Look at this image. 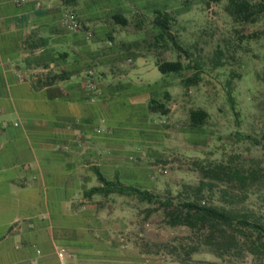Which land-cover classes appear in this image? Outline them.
<instances>
[{
  "label": "rangeland",
  "instance_id": "374dc122",
  "mask_svg": "<svg viewBox=\"0 0 264 264\" xmlns=\"http://www.w3.org/2000/svg\"><path fill=\"white\" fill-rule=\"evenodd\" d=\"M120 1L131 6L115 14L106 12L98 21L104 30L82 25L77 11H65L64 20L68 31L87 35L92 59L71 83L86 90L91 99L102 97V89L142 90L148 103L157 100L168 109L166 114L151 113L147 103V120L141 123H132L125 119V111L121 113L124 117L118 125L133 132L127 138L142 143L132 146L124 159V167L132 168L126 172L136 175L138 168V188L162 200L178 204L195 199L230 208L264 227V12L245 21L228 13V0H148L138 6ZM247 1L252 6L261 3ZM156 10L175 18L171 30L180 50L155 45L156 31L149 21ZM70 12L78 29L68 28ZM116 14L125 16L128 25L115 23L111 18ZM29 43L30 49L36 46ZM178 59L192 67L183 78L159 72L158 62ZM35 69L31 77L38 87L55 75L63 79L54 85L72 81L66 70L44 65ZM199 109L207 111L209 119L205 126L195 127L189 115ZM218 166L225 167L230 177L213 178L210 171ZM237 171L248 177L247 183L234 178ZM97 196V214L107 225L121 227L112 241L122 249L137 250L143 259L166 264H264V253L250 252L255 239L250 230L230 252L217 251L203 243L204 231L169 226L160 205L119 194Z\"/></svg>",
  "mask_w": 264,
  "mask_h": 264
},
{
  "label": "crops",
  "instance_id": "0c3cea01",
  "mask_svg": "<svg viewBox=\"0 0 264 264\" xmlns=\"http://www.w3.org/2000/svg\"><path fill=\"white\" fill-rule=\"evenodd\" d=\"M129 6L120 0H0V264H166L117 247L112 240L121 227L97 214V195L85 196L100 186L97 168L109 181L119 175L122 184L125 179L138 188V168L129 174L123 161L142 143L127 138L132 129L117 121L124 111L132 123L147 120L148 97L108 88L91 99L71 83L92 59L87 35L68 31L64 12L77 11L81 24L98 25V32L106 12ZM43 65L66 70L72 81L38 87L31 75ZM104 129L109 133L99 132ZM62 250L67 258H59Z\"/></svg>",
  "mask_w": 264,
  "mask_h": 264
},
{
  "label": "trees",
  "instance_id": "16d2710c",
  "mask_svg": "<svg viewBox=\"0 0 264 264\" xmlns=\"http://www.w3.org/2000/svg\"><path fill=\"white\" fill-rule=\"evenodd\" d=\"M228 2L227 11L235 19L242 18L245 21H250L253 20L255 15L264 12V0H261V3L256 6H252L247 0H228ZM70 15H74L73 12L67 14V16ZM111 19L122 26H127L129 23L125 16L119 14L113 15ZM174 21L175 18L169 12L161 10L154 12L152 19L149 21V25L156 31V46L166 44L174 50H180V45L171 30ZM157 67L163 76H175L178 78H183L184 72L192 68L190 65H185L181 59L158 62ZM62 79L63 77L55 75L49 78V82L45 86L54 85V82ZM197 79V75L194 76L193 82H196ZM230 100H232L231 95H229ZM148 109L151 113L166 114L168 112L165 105L159 103L157 100H151L148 103ZM208 119L209 114L203 109L192 110L189 115L190 125L195 127L205 126ZM94 172L100 186L85 192L87 198L95 195L109 196L111 194H119L135 197L142 203L160 205L164 210L169 226H183L192 231H204L206 235L203 243L216 247L217 251L223 250L230 252V248L239 244V237H248L246 231L250 230L252 235L255 234V239L251 241L250 252L253 254L264 253V227L257 222H252L248 214L213 204L203 205L195 199H189L183 203L175 204L173 200H162L148 190L125 186L120 182L119 175H116V181H109L98 168L94 169ZM210 173L214 174L213 178L220 179L223 175L230 177V172H227V169L225 170V167L222 166H218L216 170L210 171ZM234 178L242 183L244 182L243 184L247 183L248 180V177L238 171L234 173Z\"/></svg>",
  "mask_w": 264,
  "mask_h": 264
},
{
  "label": "built area",
  "instance_id": "2783aa9c",
  "mask_svg": "<svg viewBox=\"0 0 264 264\" xmlns=\"http://www.w3.org/2000/svg\"><path fill=\"white\" fill-rule=\"evenodd\" d=\"M67 23H68V28L70 30H75V29H78L79 27V23L77 21V18L75 17V15H70V16H67ZM92 76L94 73H90ZM66 256V253L65 251H60L59 253V258L60 259H64Z\"/></svg>",
  "mask_w": 264,
  "mask_h": 264
}]
</instances>
